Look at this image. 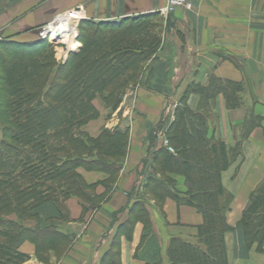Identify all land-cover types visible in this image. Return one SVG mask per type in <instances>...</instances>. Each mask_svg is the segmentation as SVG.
<instances>
[{
	"label": "crops",
	"instance_id": "obj_1",
	"mask_svg": "<svg viewBox=\"0 0 264 264\" xmlns=\"http://www.w3.org/2000/svg\"><path fill=\"white\" fill-rule=\"evenodd\" d=\"M167 1L0 0V43L35 42L37 29L79 8L93 23L151 16L160 24L161 45L135 88L127 90L115 110L96 99L99 118L86 128L92 139L117 129L125 134L121 168L114 175L79 168L87 200L71 197L36 212V222L58 232L66 250L39 254L26 241L20 247L29 258L25 264H170L173 238L196 241L203 216L172 198L158 200L148 185L163 178L155 171V155L166 148L156 131L159 125L172 124L178 107L197 111L201 96L191 89L207 87L212 80L238 83L242 90L236 94L241 102L237 108L229 106L224 93L215 96L205 110L209 134L233 148L241 142L246 122L257 125L242 142L239 161L222 176L224 188L234 196L227 214L232 229L226 237L229 261L264 264V250L248 246L239 227L250 197L264 180V0H191L192 10L181 8L165 16L161 11ZM177 188L184 190L178 177ZM141 211L148 221L140 218Z\"/></svg>",
	"mask_w": 264,
	"mask_h": 264
},
{
	"label": "trees",
	"instance_id": "obj_2",
	"mask_svg": "<svg viewBox=\"0 0 264 264\" xmlns=\"http://www.w3.org/2000/svg\"><path fill=\"white\" fill-rule=\"evenodd\" d=\"M88 24L85 20L80 26ZM95 26L81 30L82 47L64 65L53 66L46 40L0 43V53L15 55H10L9 66L8 57L0 56V264L27 263L29 258L20 252L26 241L34 243L39 254H62L64 238L40 227L37 210L71 197L87 200L79 168L110 175L121 168L125 134L117 129L92 139L86 128L99 116L96 99L115 110L127 89L138 83L144 65L161 45L160 24L143 16ZM241 90L238 83L220 80L191 89L201 96V106L197 111L176 110L167 134L174 153L166 147L155 155V171L163 178L151 179V192L158 200L172 198L195 209L204 219L196 241L172 239L170 264H230L226 237L232 229L227 214L234 196L224 188L222 176L239 161L242 142L257 125L246 122L241 142L229 148L209 134L205 110L220 93L229 106L240 107L236 94ZM177 177L183 181V192L177 188ZM140 213L148 221L147 213ZM239 227L248 246L264 250V180L250 197Z\"/></svg>",
	"mask_w": 264,
	"mask_h": 264
},
{
	"label": "built area",
	"instance_id": "obj_3",
	"mask_svg": "<svg viewBox=\"0 0 264 264\" xmlns=\"http://www.w3.org/2000/svg\"><path fill=\"white\" fill-rule=\"evenodd\" d=\"M186 9V10H192L193 4L191 0H168L166 7L161 11L163 15L169 16L172 15L177 9ZM85 19L84 15V9L79 8L77 10H73L70 12L65 13L63 16L59 17L53 23H50L47 26L41 27L38 29V36L42 40H48L49 42H60L63 44H66V51L68 53L73 52L74 50L79 49V42H77L78 38V27L79 24ZM64 20H71L74 23V29L73 31H69L66 36H60L57 37L54 35V33L51 31L52 25L56 24L59 21ZM75 45H73V44ZM72 46H77L76 48H73ZM67 58V56L64 57V60ZM164 145L168 148L170 153H174V149L169 146L168 140H164Z\"/></svg>",
	"mask_w": 264,
	"mask_h": 264
},
{
	"label": "rangeland",
	"instance_id": "obj_4",
	"mask_svg": "<svg viewBox=\"0 0 264 264\" xmlns=\"http://www.w3.org/2000/svg\"><path fill=\"white\" fill-rule=\"evenodd\" d=\"M89 23L90 24H88L89 26H80L81 25V23L79 24V27H78V38H77V42H79V49L76 51V52H78L80 49H81V47H82V43H81V41H80V35H83V33L81 32V30H89V31H92V30H94V29H96V26L95 25H97L98 23H93V22H90L89 21ZM121 22H119V23H117V24H120ZM158 29L156 28L155 29V32L156 33H158ZM37 33H38V29L36 30V36L35 37H37ZM34 35V34H33ZM37 38H39V36L37 37ZM36 41H38V40H36ZM36 41H35V43H36ZM6 44V43H5ZM7 45V44H6ZM45 49H46V53L48 54V56H50L49 57V60L50 61H52L54 64H53V66H58V65H64L67 61H68V59L70 58V54H72V53H68L67 51H66V44H63V43H60V42H54V43H52V42H47L46 44H45ZM2 52H4V50H2ZM75 52V53H76ZM16 54V57H18V56H23L24 58H26V57H28L29 56V54H27V53H23V54H17V53H15ZM10 55L11 56H14L15 57V55L12 53V54H8V53H0V56H5L6 58H7V60H6V65H10L11 64V62H12V60L11 59H9V57H10ZM65 56H67V58L64 60V57ZM3 74L1 73V70H0V81H2V76ZM135 85H131L129 88H131V90H133L135 87H134ZM128 90V89H127ZM127 92V91H126ZM131 92V91H130ZM128 93V92H127ZM95 106V105H94ZM96 108V107H95ZM178 108H182V107H178ZM177 108V109H178ZM97 109V108H96ZM177 109H175V111L177 110ZM98 118H99V116H98ZM97 118V119H98ZM96 120V119H95ZM170 125H171V121H168V122H166V121H163L160 125H159V127H158V129L156 130L157 131V133L159 134V135H161L163 138H164V140H167V134L169 133V128H170Z\"/></svg>",
	"mask_w": 264,
	"mask_h": 264
},
{
	"label": "bare ground",
	"instance_id": "obj_5",
	"mask_svg": "<svg viewBox=\"0 0 264 264\" xmlns=\"http://www.w3.org/2000/svg\"><path fill=\"white\" fill-rule=\"evenodd\" d=\"M51 27H52L51 31L54 33L55 36H57V37L66 36L69 31L70 32L73 31L74 23L71 20H64V21L62 20V21H59L56 24L52 25ZM73 45H75V44H73ZM72 47L76 48L77 46H75V47L72 46Z\"/></svg>",
	"mask_w": 264,
	"mask_h": 264
},
{
	"label": "water",
	"instance_id": "obj_6",
	"mask_svg": "<svg viewBox=\"0 0 264 264\" xmlns=\"http://www.w3.org/2000/svg\"><path fill=\"white\" fill-rule=\"evenodd\" d=\"M74 53V52H73Z\"/></svg>",
	"mask_w": 264,
	"mask_h": 264
}]
</instances>
